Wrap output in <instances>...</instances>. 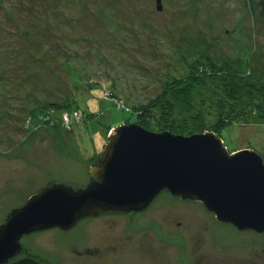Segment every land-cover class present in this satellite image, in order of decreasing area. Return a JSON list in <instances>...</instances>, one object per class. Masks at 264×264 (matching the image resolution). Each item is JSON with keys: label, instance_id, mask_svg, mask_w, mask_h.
Returning a JSON list of instances; mask_svg holds the SVG:
<instances>
[{"label": "rangeland", "instance_id": "obj_1", "mask_svg": "<svg viewBox=\"0 0 264 264\" xmlns=\"http://www.w3.org/2000/svg\"><path fill=\"white\" fill-rule=\"evenodd\" d=\"M159 5L0 0V226L44 188L84 189L110 131L139 125L135 114L148 131L211 133L228 154L251 150L264 163V118L251 112L245 123L221 126L219 106L229 112L233 93L190 71L209 58L225 64L214 71L230 68L256 95L264 85V0ZM166 103L175 106V133L160 117ZM19 244L8 262L31 255L45 264H264V232L238 230L167 191L139 211H102Z\"/></svg>", "mask_w": 264, "mask_h": 264}, {"label": "water", "instance_id": "obj_2", "mask_svg": "<svg viewBox=\"0 0 264 264\" xmlns=\"http://www.w3.org/2000/svg\"><path fill=\"white\" fill-rule=\"evenodd\" d=\"M90 178L78 191L62 184L44 188L12 210L0 226V264L20 252L23 235L66 230L102 211H139L161 191L199 201L238 230L264 232L262 159L247 149L228 154L211 133L180 136L121 125L110 131Z\"/></svg>", "mask_w": 264, "mask_h": 264}, {"label": "trees", "instance_id": "obj_3", "mask_svg": "<svg viewBox=\"0 0 264 264\" xmlns=\"http://www.w3.org/2000/svg\"><path fill=\"white\" fill-rule=\"evenodd\" d=\"M193 62L195 65H200L198 61L197 62L193 61ZM203 63L204 64H202V66L200 65V67H195L193 64H190V71L193 72L194 68H196V70H199V72L201 73L198 76L199 78H206V79L213 78L215 83H219L220 87L223 88L221 89V91H231L233 93L232 95H226L233 97V98L231 97L232 99L229 101L230 103L229 112L223 115V113L225 112L224 111L225 107L219 106V116H223V118L225 119L224 121H226V122L222 121V118L221 120L218 119L221 121V123H223L221 126H227L228 124L233 122L245 123L247 122L248 116L250 115L251 112H255L260 116H262V118H264V85H260L257 87L255 86V83H253L251 86L252 87L255 86L253 90H255L256 95H249L252 94L251 91L249 89L247 90H249L250 92L244 90V88L241 85L244 82V80L241 77L236 76L235 72L231 71L230 68L226 67L225 73H218V71H214L215 68L224 66L225 64L223 65L221 64L220 66L217 64L216 61L210 60L209 58L206 57L204 58ZM192 80H195V76L193 74H192ZM243 92H245V94ZM221 96L217 100H220L219 102L226 101V98H223ZM235 97L236 99H234ZM238 100L240 101L239 103ZM122 105L123 104L121 103V106ZM174 108L175 106L170 105V103H166L165 105L160 107L161 110L160 117L163 122H168L170 124L167 125L166 130H169L172 133H175L174 130L171 129L173 128V126L171 125L172 123H170L172 120ZM142 112L143 111L141 110V113ZM135 117H136V123L139 124L138 126L146 128V123L142 118L143 116L141 114L140 115L135 114ZM219 135L221 138V133ZM7 264H45V263L43 260H40L35 256L26 255V257H23L13 262H8Z\"/></svg>", "mask_w": 264, "mask_h": 264}, {"label": "flooded vegetation", "instance_id": "obj_4", "mask_svg": "<svg viewBox=\"0 0 264 264\" xmlns=\"http://www.w3.org/2000/svg\"><path fill=\"white\" fill-rule=\"evenodd\" d=\"M111 212V211H110ZM114 212H116V211H114ZM132 212H134V211H132ZM129 213V212H128ZM102 214V213H101ZM94 217V216H93Z\"/></svg>", "mask_w": 264, "mask_h": 264}]
</instances>
